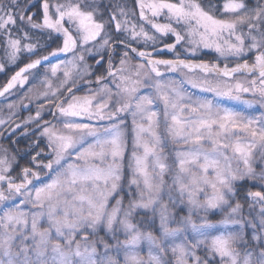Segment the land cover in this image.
<instances>
[{
	"label": "snow or ice",
	"instance_id": "obj_1",
	"mask_svg": "<svg viewBox=\"0 0 264 264\" xmlns=\"http://www.w3.org/2000/svg\"><path fill=\"white\" fill-rule=\"evenodd\" d=\"M0 264H264V0H0Z\"/></svg>",
	"mask_w": 264,
	"mask_h": 264
},
{
	"label": "trees",
	"instance_id": "obj_2",
	"mask_svg": "<svg viewBox=\"0 0 264 264\" xmlns=\"http://www.w3.org/2000/svg\"><path fill=\"white\" fill-rule=\"evenodd\" d=\"M0 79H3V78L0 77Z\"/></svg>",
	"mask_w": 264,
	"mask_h": 264
},
{
	"label": "flooded vegetation",
	"instance_id": "obj_3",
	"mask_svg": "<svg viewBox=\"0 0 264 264\" xmlns=\"http://www.w3.org/2000/svg\"><path fill=\"white\" fill-rule=\"evenodd\" d=\"M2 78V77H1Z\"/></svg>",
	"mask_w": 264,
	"mask_h": 264
}]
</instances>
